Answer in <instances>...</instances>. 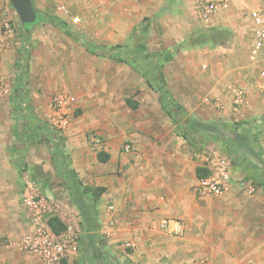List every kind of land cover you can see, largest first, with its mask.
Returning <instances> with one entry per match:
<instances>
[{
    "label": "rangeland",
    "instance_id": "rangeland-1",
    "mask_svg": "<svg viewBox=\"0 0 264 264\" xmlns=\"http://www.w3.org/2000/svg\"><path fill=\"white\" fill-rule=\"evenodd\" d=\"M123 1L129 2L131 7L133 0ZM143 1L148 6L150 0ZM1 2L0 264H41L37 256L18 251L15 246L34 226L45 225L52 216L60 218L66 224L67 228L63 233L76 235L80 251L74 264L92 263L102 255L110 264H135L125 254L134 251L127 244L123 246L125 249L122 252L106 249L110 242L107 233L102 231L106 225L104 220L99 218V213L96 212L92 219L94 230L91 233L86 231V220L83 219L80 208L64 183L66 173L72 176V153L82 147H92L95 139H101L103 144L102 137L109 142L118 134L120 112H123L126 95L130 94L123 91L125 89L121 82L125 81L126 76L130 78L126 73L130 69L139 74L138 81L141 75L145 88H149L147 79L152 84L154 81V73L151 70L157 66L163 74L162 67L173 59L168 80L176 95L181 99L186 98V102L191 105L199 102V97L195 94L184 93L183 86L187 81L190 87L197 90V95L205 96V106L201 113L183 108L187 112V118L196 121L191 122L189 128L191 136L196 140V146H190L189 149L190 159L198 162L195 154L201 152L223 153L232 161L233 176L236 180L264 187V115L258 121L248 116L240 120L243 107L239 108L233 103L232 93L231 99L226 101L232 111L228 114L221 113L224 101L215 93L222 88L223 82L242 87L248 84L246 82H249L250 78L255 82L257 73L247 61L251 39V23L247 20V11L249 6H264V3L258 4L257 0H253L252 5H243L237 16H229L224 21L220 20V23L216 22L211 35H208L212 37L203 35V26L192 13L190 14V0H159V6L156 7L150 4L149 6L158 9L152 12L147 9L143 14L144 20L135 27L133 37L123 44H94L87 36L77 32L73 36L83 42V47L89 52L93 53L95 47L91 48L88 44L102 49L122 46V53L126 58V62L122 63L109 54L97 53L111 60V76L106 78L105 86L96 87L97 90L92 93L78 94L68 89L57 90L60 84L57 85L56 76L61 75L62 71L59 68L61 63L56 60V51L51 50L50 59H45V55L40 51L43 38L56 37V31L66 32L55 24L42 22L35 25L26 36L10 0ZM118 16L122 15L119 13ZM144 58L153 68L141 65L139 71L135 70L132 62ZM166 58L169 60L166 61ZM27 61L29 69L26 72V85L22 87L26 95V105L29 106L27 111L42 121L49 132L57 135L55 140L62 147V159L55 157L47 133L42 135V138L36 135L33 137V134L30 135L18 127L16 117L21 113L17 112L20 102L17 91L21 90V77L25 68L23 65ZM204 64L207 65L205 69ZM180 68L184 70V78ZM198 68L203 70L202 78L194 75ZM45 69L48 71H44ZM165 79V76L161 75L159 80L165 82L164 86L169 89ZM48 81L51 82L49 86ZM134 82L135 80L132 83ZM75 97L78 98L77 102ZM79 97L83 98L82 103H89L85 116H80L78 112L81 103ZM65 98L73 101L63 109L61 100ZM238 113L239 116L236 117ZM126 145L130 144L123 142L120 145L119 153L126 152ZM26 180H31L36 185V201L39 204L34 210L26 208L21 199ZM82 184L81 190L86 186L83 182ZM91 188L99 193L96 191L99 188ZM197 194L199 195L198 192ZM85 197L90 200L91 208L96 205L91 192ZM95 208L97 209V205Z\"/></svg>",
    "mask_w": 264,
    "mask_h": 264
},
{
    "label": "crops",
    "instance_id": "crops-1",
    "mask_svg": "<svg viewBox=\"0 0 264 264\" xmlns=\"http://www.w3.org/2000/svg\"><path fill=\"white\" fill-rule=\"evenodd\" d=\"M33 2L38 12L52 14L66 23L71 32L69 35L56 31V37L43 38L40 51L45 59L51 58V50L56 51L62 71L56 76V83L60 84L57 90L68 89L78 94L92 93L96 87L105 86L113 65L110 59L89 52L73 35L79 32L98 45L123 44L133 37L146 10L152 12L158 9L154 5L159 6V0H150L148 6L143 0L140 3L133 0L131 7L123 0ZM249 3L253 4L233 0L230 10L221 14L217 22L237 16L240 8ZM257 3L262 4L264 0ZM190 11L196 19L191 2ZM173 62L172 59L162 69L169 84L168 92L174 94L183 108L201 113L205 96L197 95L189 82L184 80L183 90L185 94L199 97L196 105L187 103L186 98L181 99L172 89L168 74ZM179 70L181 74L184 71ZM202 71L198 68L195 77L202 78ZM126 73L130 78L126 76L121 85L130 94L126 95L120 112L118 134L109 142L102 137L101 146L94 144L77 149L71 157V168L84 185L104 189L96 212L106 225L102 230L110 242L106 249L122 252L125 244L134 245L133 253L125 254L135 264H264V187L252 183L255 191L250 194L234 179L219 197L199 196L195 188L200 180L196 175L200 163L190 159L189 143L164 111L159 96L148 82L149 88H145L141 75L138 81L137 72L130 69ZM223 83L215 93L224 101L221 113L228 114L232 111L226 102L231 99V84ZM246 83L243 86L246 99L239 119L248 116L258 121L264 115V88L252 78ZM80 99L78 112L85 116L89 103H82L83 98ZM123 142L130 144L131 151L119 153ZM100 152L109 155L106 162L99 161ZM165 222L169 225L167 230L161 227ZM177 222L181 231L175 235Z\"/></svg>",
    "mask_w": 264,
    "mask_h": 264
},
{
    "label": "built area",
    "instance_id": "built-area-1",
    "mask_svg": "<svg viewBox=\"0 0 264 264\" xmlns=\"http://www.w3.org/2000/svg\"><path fill=\"white\" fill-rule=\"evenodd\" d=\"M253 1V0H247ZM192 10L196 19L203 26V31L211 32L221 14L230 10L233 0H190ZM67 13V11H65ZM247 20L251 23L250 46L247 54V61L256 73V83L260 88H264V6L248 7ZM229 90L233 96V103L241 107L245 103L246 90L242 86L230 85ZM72 100L65 98L61 100L63 109ZM97 146L102 145L101 139H95ZM125 151H131V146L126 145ZM200 166L208 171V175L200 179L197 184V192L203 197H219L228 190L234 181L233 167L231 159L218 152L212 154L201 152L195 154ZM248 192L253 193L255 186L244 180L238 181ZM36 185L31 180H26L21 193L23 204L29 210L38 207L36 201ZM162 229L167 230V222L162 224ZM181 231L180 224L175 223L173 233L176 235ZM133 249L134 245H130ZM15 248L21 252H27L37 256L41 264H74L79 254L80 246L76 235L61 233L56 235L49 227L48 223L41 227L34 226L17 242Z\"/></svg>",
    "mask_w": 264,
    "mask_h": 264
},
{
    "label": "trees",
    "instance_id": "trees-1",
    "mask_svg": "<svg viewBox=\"0 0 264 264\" xmlns=\"http://www.w3.org/2000/svg\"><path fill=\"white\" fill-rule=\"evenodd\" d=\"M41 20L55 24L59 28L64 30L67 34H71L67 24L62 22V21H59L54 16H46L43 14L41 16ZM27 35L28 34L26 33V36ZM203 35L204 36L211 35V32L203 31ZM208 37H212V36H208ZM88 45L91 48L95 47L92 51L93 53H100L101 52V54H104V55L109 54V56L119 60L122 63L126 62V58H125V56H123V53H122L123 49H124L122 46H116V47L102 49V48H99L97 46H91V44H88ZM127 60L129 61V59H127ZM168 60H169V58H166V61H168ZM132 63H133V65H132L133 68L135 70H138V71L140 70L141 65L146 66V68L151 67L146 58L135 59V62H132ZM23 67H25V68H24V73L22 74V77H21L22 86H21V90L17 91L18 97L20 99V102L18 103V106H17V112L21 113V114H19V116L16 117L18 127H20V129H22V130H25L30 135L33 134V137H35V135H36V137L38 136V137L42 138L43 137L42 135L47 133L49 136L48 142H49V145L51 146V148L54 152L55 157L58 159L60 157V159H62L63 158V157H61L62 152H63L62 147H60V144H58L57 141L55 140L57 135L54 132H49L48 129L46 128V125L42 121H40L34 114H32V112L27 111L29 106H28V104L26 105V103H27L26 95H25L24 89L22 87H24L26 85V81H25L26 72H28V69H29L28 61L25 62V65H23ZM151 68H153V67H151ZM151 71H152V73H154L153 74L154 75V81L152 84V82L149 79H147L148 84L159 95V98H160V101L162 103L164 111L168 114V116L177 125L181 135L187 140L189 145L194 148V146H196V143H195L196 140L194 139V136H191V134L189 132V128L192 125L191 122H196V121L192 120L190 118H187V116H186L187 112L183 109V107L180 104H178L176 102V100L168 92L166 86H164L165 82H163L162 80H159L160 76L163 74L159 72V69L157 68V66H156V69H153ZM23 111L28 112V114L25 115ZM197 123H198V126L201 125L199 121H197ZM202 142H204V140H202ZM98 159L100 162H106L109 159V155H106L103 152H100L98 154ZM70 173L72 174V176H69L68 173H66L64 175V183L66 185V188L69 190L71 196L76 201L78 207L80 208L83 219L86 220L85 224L88 225L86 228V231L88 233H91L94 230V227L92 226V219H93V216L96 215L95 214L96 213L95 207H96V205L99 201L100 195L104 191V189L99 188L98 190H96V191H99V193H96L94 190H92L91 187L84 186L83 190H81L83 184L80 181V179L78 178V175L76 174V172L74 170H71ZM196 175H197L198 179H203L208 175V171L206 169H204L203 167L198 166L196 168ZM89 192L92 193L93 202L96 204L92 208H91L90 200H87V198L85 197V195H87ZM47 223L56 235H60L67 228L66 224L64 222H62V220H60V218H58L56 216L50 217ZM99 252L102 255V251L100 250ZM87 264H110V263L102 255V256H98V258L95 259L92 263L88 262Z\"/></svg>",
    "mask_w": 264,
    "mask_h": 264
},
{
    "label": "water",
    "instance_id": "water-1",
    "mask_svg": "<svg viewBox=\"0 0 264 264\" xmlns=\"http://www.w3.org/2000/svg\"><path fill=\"white\" fill-rule=\"evenodd\" d=\"M10 5L27 34H30L35 25L45 22L41 20L42 14L37 11L33 0H10Z\"/></svg>",
    "mask_w": 264,
    "mask_h": 264
},
{
    "label": "flooded vegetation",
    "instance_id": "flooded-vegetation-1",
    "mask_svg": "<svg viewBox=\"0 0 264 264\" xmlns=\"http://www.w3.org/2000/svg\"><path fill=\"white\" fill-rule=\"evenodd\" d=\"M40 13V12H39Z\"/></svg>",
    "mask_w": 264,
    "mask_h": 264
}]
</instances>
